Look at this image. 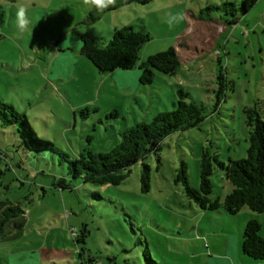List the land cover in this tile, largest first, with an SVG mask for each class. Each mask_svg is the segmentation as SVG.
Returning <instances> with one entry per match:
<instances>
[{"label":"rangeland","instance_id":"obj_1","mask_svg":"<svg viewBox=\"0 0 264 264\" xmlns=\"http://www.w3.org/2000/svg\"><path fill=\"white\" fill-rule=\"evenodd\" d=\"M241 1H133L100 11L83 0H0V100L23 113L38 138L70 158L86 149L106 152L124 128L171 110L178 87L202 104L205 115L198 125L166 136L158 155L146 157L148 191L141 189L140 161L117 185L85 183L67 174L59 152L29 150L15 125L0 122V199L24 212L0 240V264H80L82 246L84 255L102 264H148L145 249L158 264H264L241 252L250 218L260 222L264 237V214L246 206L235 215L201 209L175 181L184 161L189 182L198 187L203 148L224 163L244 157L249 128L243 108L258 102L264 117V0L245 14L229 8L223 17L237 13L234 24L221 19L223 11L212 12L213 20L189 22L207 4ZM21 6L29 20L24 32L17 27ZM177 15L182 18L173 20ZM124 25L149 35L138 63L172 46L180 55L178 73L155 72L151 83L142 84L137 66L98 72L81 53L80 34L105 43ZM118 73L134 76L124 80ZM112 110L115 117L108 115ZM59 178L71 189L54 186ZM210 178V197L223 200L231 191L224 170L213 163ZM96 192L99 197L91 195ZM81 230L84 243L76 241ZM236 239L238 252L231 259Z\"/></svg>","mask_w":264,"mask_h":264},{"label":"trees","instance_id":"obj_2","mask_svg":"<svg viewBox=\"0 0 264 264\" xmlns=\"http://www.w3.org/2000/svg\"><path fill=\"white\" fill-rule=\"evenodd\" d=\"M133 1L146 3L148 0H114V3L103 10H111L127 5ZM257 0H242L239 5L234 2L222 4H207L200 8L196 14L197 19L213 20L212 12H224L221 19L227 24H234L238 20L237 13L233 12L231 18L223 17L228 9H238L245 14ZM225 23V24H226ZM81 53L85 55L100 73H107L115 69L131 70L137 66L140 70L139 81L149 84L153 81L155 72L166 75H175L181 67L177 50L170 46L165 51L148 56L139 61L142 45L149 40V35L137 31L133 25H124L112 31L111 38L103 43L100 38L91 37L87 33L79 36ZM223 78L222 74L218 76ZM222 87V84L220 88ZM220 92V91H219ZM177 99L172 102V109L158 112L149 122L137 121L133 125L120 131L119 142L106 152L93 153L85 150L77 158H70L67 154L55 148L54 144L45 139L38 138L23 113L17 112L12 105L0 100L1 124L15 125L19 136L26 148L32 151L53 150L60 153L67 163V174L72 178H80L90 184L117 185L125 178L130 167L141 162V189L148 191L150 186V165L146 157L154 152L158 155L162 140L173 132H177L198 125L205 117L202 104L191 98L188 91L178 87ZM259 103L243 108L245 122L249 128L248 147L246 155L239 159H228L227 163L220 161L216 154L211 155L207 148L201 149L199 160V185L194 187L188 179L187 164L181 161L176 171L175 181L181 182L187 198L204 210L219 211L235 215L242 207L264 214V117L261 115ZM82 109L81 115L86 116ZM117 110L108 113L115 117ZM213 163L224 170L225 177L231 184V191L223 200L219 197L211 198ZM60 189H71V184L64 178L54 182ZM99 197V194L92 193ZM24 212L19 204L8 199H0V240L9 235V227L16 226L15 220ZM18 225V224H17ZM261 224L257 218H250L242 232L241 251L256 261H264V237L260 235ZM77 234V233H76ZM85 232L81 230L76 241L84 243ZM146 247V245H145ZM147 248V247H146ZM84 247L78 250L80 264L100 263L91 254L84 255ZM148 264H158L154 261L147 249L143 250Z\"/></svg>","mask_w":264,"mask_h":264},{"label":"clouds","instance_id":"obj_3","mask_svg":"<svg viewBox=\"0 0 264 264\" xmlns=\"http://www.w3.org/2000/svg\"><path fill=\"white\" fill-rule=\"evenodd\" d=\"M83 3L85 5L94 6L97 10L102 11L104 8L113 4L114 0H83ZM181 18H182L181 16L177 15L172 19L178 21ZM28 26H29V20L26 17V9L25 7L21 6L17 12V27L21 32H24L28 29Z\"/></svg>","mask_w":264,"mask_h":264},{"label":"crops","instance_id":"obj_4","mask_svg":"<svg viewBox=\"0 0 264 264\" xmlns=\"http://www.w3.org/2000/svg\"><path fill=\"white\" fill-rule=\"evenodd\" d=\"M130 4V3H129ZM193 18H196V16L195 15H193L190 19H189V22H190V20L191 19H193ZM197 19V18H196ZM178 52V51H177ZM178 55H179V53H178ZM179 57H180V55H179ZM86 68H87V71H88V73H91V74H93V69L89 66V65H86ZM91 68V69H90ZM128 70H122V69H115V70H112V71H110V72H107V73H105V74H108V73H111V72H127ZM124 80H132V78H133V73H126V74H124V73H118ZM238 252V240L236 239V241H235V247L231 250V254H229V256H230V258L232 259V257H235L236 256V253ZM242 252V251H241ZM243 254V253H242ZM244 255V254H243ZM245 256V255H244ZM249 258V257H248Z\"/></svg>","mask_w":264,"mask_h":264},{"label":"built area","instance_id":"obj_5","mask_svg":"<svg viewBox=\"0 0 264 264\" xmlns=\"http://www.w3.org/2000/svg\"><path fill=\"white\" fill-rule=\"evenodd\" d=\"M96 264H100V263H96Z\"/></svg>","mask_w":264,"mask_h":264}]
</instances>
